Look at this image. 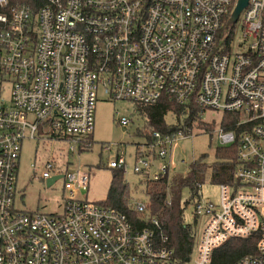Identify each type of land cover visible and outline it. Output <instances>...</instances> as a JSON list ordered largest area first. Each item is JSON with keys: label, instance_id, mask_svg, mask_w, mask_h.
Returning a JSON list of instances; mask_svg holds the SVG:
<instances>
[{"label": "built area", "instance_id": "obj_1", "mask_svg": "<svg viewBox=\"0 0 264 264\" xmlns=\"http://www.w3.org/2000/svg\"><path fill=\"white\" fill-rule=\"evenodd\" d=\"M241 1L45 0L34 12L0 0V264H179L152 229L137 230L125 214L76 197L89 183L80 162L49 161L40 177L63 180L61 214L16 207L24 141L47 134L79 160L100 93L113 102L169 101L237 115L235 129L221 122L218 135L222 147L239 145L233 179L219 184L218 204H194L204 221L194 264H217L232 241L249 247L236 264H264V0H246L233 23ZM131 123L118 119L122 128ZM190 135L154 132L152 144L136 146L134 172L159 180L170 167L153 171L156 161ZM125 164L121 153L108 166ZM151 224L159 227L154 217Z\"/></svg>", "mask_w": 264, "mask_h": 264}, {"label": "rangeland", "instance_id": "obj_2", "mask_svg": "<svg viewBox=\"0 0 264 264\" xmlns=\"http://www.w3.org/2000/svg\"><path fill=\"white\" fill-rule=\"evenodd\" d=\"M241 24V20L236 24V35H238ZM241 41L242 38L239 35L234 41V47ZM102 95L104 94H99L96 107V125L92 137L94 143L91 150L80 153L79 160L67 154L68 144L66 141H53L47 134H40L36 140L27 139L24 141L17 183L16 207L18 209L47 215L62 213L64 199L67 197L66 193H63V180L60 179L48 187L47 182L40 179L49 161H55L60 166H65L68 163L70 167L75 166V168L80 162L82 173L89 175V183L87 187L76 191V197L81 200L87 199L93 203L105 201L113 175V170L108 165L115 160L117 154L121 153L125 154L124 178L129 185L131 203L147 202L145 180L140 174L134 172L136 146L146 143L145 138L138 136L137 133L144 129L146 118L138 114L135 104L109 101ZM222 117V113L208 111L204 115L203 121L212 125L213 129L209 132L196 129L188 137L177 138L173 141L171 148L168 147L166 159L156 161L154 170L160 169L165 163L169 165L171 174L186 175L189 166L201 159L205 160L204 162L210 170L215 161L216 149L220 147L218 135ZM119 118L133 120V123L128 128H122L118 125ZM165 122L170 126L178 125L173 113H168ZM108 145H113L110 151L105 149ZM220 191V185L212 183L207 176L200 191L202 201L218 204ZM188 198L189 190L184 189L182 199ZM184 214L185 224L194 225L197 230H202L204 221L195 216L194 205H188ZM195 248L189 264H194L196 259Z\"/></svg>", "mask_w": 264, "mask_h": 264}, {"label": "trees", "instance_id": "obj_3", "mask_svg": "<svg viewBox=\"0 0 264 264\" xmlns=\"http://www.w3.org/2000/svg\"><path fill=\"white\" fill-rule=\"evenodd\" d=\"M12 6L28 5L33 11H37L45 4V0H10ZM138 114L146 118V125L139 130L137 135L145 138L144 145L154 142L153 134L159 131L163 135L178 133L182 131L186 135L193 133V130L211 131L212 125L203 121L204 112L197 106L189 108L161 101L154 105H136ZM168 113H173L178 125L170 126L165 122ZM222 126L227 130H234L237 121L236 114H224ZM90 137L89 150L94 143ZM140 146V144H137ZM239 145L235 143L230 146L218 147L215 153V161L210 170L208 165L201 159L189 166L186 175L171 174L167 172L159 180H153L149 174L145 180V195L147 198L146 210L139 212L131 203L129 185L124 178L123 169H112V181L108 196L105 201L99 204L123 213L130 223L137 230L152 229L156 239L161 246L170 249L174 258L179 264H186V259L191 258L197 241L198 230L194 225H187L184 222V211L188 205H194L201 200V188L207 176L212 183L225 184L233 179L234 171L238 165L237 153ZM84 152V149L81 150ZM184 189L189 190V198L182 199ZM154 217L159 222V227L151 224ZM166 237V240L163 237ZM248 242L232 241L225 248L219 250V262L217 264H236L237 261L248 251Z\"/></svg>", "mask_w": 264, "mask_h": 264}, {"label": "water", "instance_id": "obj_4", "mask_svg": "<svg viewBox=\"0 0 264 264\" xmlns=\"http://www.w3.org/2000/svg\"><path fill=\"white\" fill-rule=\"evenodd\" d=\"M246 3H247L246 0H242V1L239 3V6L237 7L236 11H235L234 14H233V18H232V22H233V23L237 21L238 16H239L240 12L242 11V9L244 8V6L246 5ZM59 179H60L59 176L51 178V179L47 182V186H48V187H51V186L54 185V183H55L57 180H59ZM186 262H189V258L186 259Z\"/></svg>", "mask_w": 264, "mask_h": 264}, {"label": "crops", "instance_id": "obj_5", "mask_svg": "<svg viewBox=\"0 0 264 264\" xmlns=\"http://www.w3.org/2000/svg\"><path fill=\"white\" fill-rule=\"evenodd\" d=\"M95 125H96V123H95ZM94 135V134H93ZM155 168V167H154ZM154 168H153V171H154ZM170 173H172V172H170ZM133 204V203H132ZM134 205V204H133Z\"/></svg>", "mask_w": 264, "mask_h": 264}]
</instances>
